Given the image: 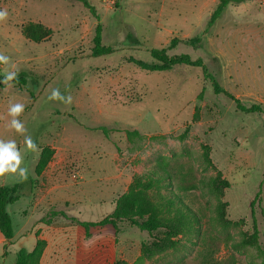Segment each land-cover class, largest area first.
Instances as JSON below:
<instances>
[{"label":"rangeland","instance_id":"374dc122","mask_svg":"<svg viewBox=\"0 0 264 264\" xmlns=\"http://www.w3.org/2000/svg\"><path fill=\"white\" fill-rule=\"evenodd\" d=\"M88 1L99 20L78 0H0L9 14L0 54L10 58L0 64V139L16 141L28 168L25 181L0 178V186H19L7 208L16 236L5 247L0 236L1 264L38 240L46 243L40 264H264V0H230L214 23L222 0ZM28 22L53 36L26 39ZM98 24L111 55L92 56ZM164 48L204 67L148 72L133 63L152 62L150 50ZM205 70L261 112L239 111ZM8 71L25 84L6 87ZM55 88L72 104L49 100ZM10 102L24 104L25 135L52 153L39 173L42 151H27L24 135L7 127ZM152 179V204L172 222L177 210L189 213L182 225L164 221L174 229L149 234L122 221L118 233L103 226L87 234L78 224L100 222L131 186Z\"/></svg>","mask_w":264,"mask_h":264},{"label":"trees","instance_id":"16d2710c","mask_svg":"<svg viewBox=\"0 0 264 264\" xmlns=\"http://www.w3.org/2000/svg\"><path fill=\"white\" fill-rule=\"evenodd\" d=\"M87 9H89L99 20L96 8L88 0H78ZM230 0H222L220 8L217 13L213 15L212 23L219 17L223 9L226 7L227 2ZM240 1V0H238ZM23 36L34 42L42 43L46 42L53 36V31L49 27L45 26L40 22H28L22 26ZM133 35L129 34V38ZM193 46H198L201 43L200 38H192L188 41ZM177 44V40L173 39L169 48H174ZM115 50L110 46H105L102 44V27L100 24L97 25L94 36V47L92 49V56L101 57L113 54ZM152 62H145L141 60H133V63L140 69L148 72H164L172 70L179 66H189L194 68H203L204 63L201 59L192 60L187 54H182L179 56H170L167 53V49H152L150 50ZM205 77L210 80L213 84L215 92L217 94H224L237 104V109L244 113H259L261 112V107L259 105H253L251 107H246L241 104L240 100L236 99L233 95L225 91L216 81L215 77L204 71ZM24 76V74H23ZM23 76L18 77L17 80L13 81L18 84H25V78ZM98 130L102 131L104 135L109 134V130L106 127H100ZM128 136L139 135L138 131H126ZM49 153V154H48ZM51 151L48 148L43 149L42 158L37 167L38 173L42 171L47 165L50 157ZM157 177V176H156ZM158 180L159 177H157ZM153 179L147 183L139 182L124 193L116 202L114 212L101 220L100 222H86L77 221L78 224L86 229V233L89 234L90 228L112 226L116 233L119 232L118 223L122 221H128L133 226L138 227L141 231L148 232L149 234L156 232L162 228H167L168 230H173L174 228L170 225H166L164 221H169L171 224L182 225L184 219L189 216V213H184L181 209L177 210L175 213L176 219L178 221L172 222L171 218L162 217V211H159L155 205L152 204L148 192L153 188ZM227 184V183H226ZM19 186L8 187L6 185L0 186V233L7 241H11L14 237V224L13 219L7 210L8 206L18 200L17 193ZM172 204V201L170 202ZM254 202L251 204L252 214H253ZM188 211V210H187ZM63 216H65L63 214ZM191 216V215H190ZM165 219V220H164ZM173 219V218H172ZM259 239V232L257 229L256 222L254 220L253 233L245 241L247 244L257 243ZM46 243L43 240H38L35 248L32 251H28L26 248H21L16 254V261L14 264H40ZM1 264V260H0Z\"/></svg>","mask_w":264,"mask_h":264},{"label":"clouds","instance_id":"9594fccd","mask_svg":"<svg viewBox=\"0 0 264 264\" xmlns=\"http://www.w3.org/2000/svg\"><path fill=\"white\" fill-rule=\"evenodd\" d=\"M8 10L6 8L0 9V23L6 22L8 19ZM10 62V58L6 55L0 54V64L7 65ZM18 79L17 71H8L4 74L2 83L9 87L11 82ZM49 100L59 101L66 105H71L73 98L71 95H64L60 92L59 88H55L48 96ZM24 104L22 103H9L8 116L11 117L7 127L14 130L16 133L24 135V145L27 151L39 154L42 151L35 143L30 135H25L27 129L19 117L24 112ZM24 162V156L21 154V150L18 148L15 140H3L0 139V178H4L7 175H15L20 181L28 179V168L22 167Z\"/></svg>","mask_w":264,"mask_h":264},{"label":"crops","instance_id":"0c3cea01","mask_svg":"<svg viewBox=\"0 0 264 264\" xmlns=\"http://www.w3.org/2000/svg\"><path fill=\"white\" fill-rule=\"evenodd\" d=\"M15 233H16V231H15ZM57 235L58 234H60V235H63V231L62 232H60V233H56ZM0 236L2 237V239H1V245L3 246V247H5V242L7 241L5 238H3V236L1 235V233H0ZM15 236H16V234H14V238H15ZM14 242V241H13ZM12 245H14L13 243H12ZM22 244H20V245H18L17 247V250H15V254L17 253V251H19L20 250V248H22V246H21Z\"/></svg>","mask_w":264,"mask_h":264}]
</instances>
